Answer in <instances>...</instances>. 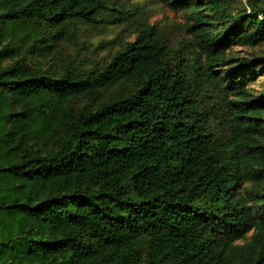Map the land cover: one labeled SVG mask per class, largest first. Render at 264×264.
<instances>
[{
	"label": "trees",
	"instance_id": "trees-1",
	"mask_svg": "<svg viewBox=\"0 0 264 264\" xmlns=\"http://www.w3.org/2000/svg\"><path fill=\"white\" fill-rule=\"evenodd\" d=\"M161 1L182 11L176 44L142 23L107 60L43 69L26 58L132 13L111 0H0V264H264V92L245 74L264 54H232L264 45V0L250 13ZM24 33L31 43L2 64V42Z\"/></svg>",
	"mask_w": 264,
	"mask_h": 264
},
{
	"label": "rangeland",
	"instance_id": "rangeland-1",
	"mask_svg": "<svg viewBox=\"0 0 264 264\" xmlns=\"http://www.w3.org/2000/svg\"><path fill=\"white\" fill-rule=\"evenodd\" d=\"M112 2H119L125 6L127 10L132 13L131 18L120 25L105 26V25H78L77 39L73 42H62L53 51L52 55L46 59H38L36 57H27L26 62L43 69H55L63 61L70 57L74 60L76 66L80 68H89L95 62L107 60L108 55L118 49L117 44L124 41H132L134 34L130 35L131 31L138 24L153 25L157 31L161 33L167 40V45L176 44L182 37H184V19L181 10H174L165 2L161 0H111ZM259 4H251L250 0H231L230 7L234 12L246 11L250 13L254 6ZM7 43L8 47L3 54L1 60L2 64L11 63L18 50L31 43V39L26 33L14 38L10 41L5 39L2 44ZM232 54L236 58L248 57L254 58L258 55L264 54V45L255 46L253 48L234 46L232 47ZM227 69L223 70V74ZM249 79L248 89L252 95H257L264 92V65L260 64L258 72L254 74L245 72ZM221 77V75H220ZM222 100L221 94L216 90L208 89L205 93L204 102L212 112H221L220 102ZM86 103L83 101H71L69 108L80 110ZM214 127V122L212 123ZM59 136V133H56ZM36 145V141H33ZM45 149H51L50 144L46 143ZM241 185L240 188H243ZM249 234L247 235V237ZM144 244L141 245V249Z\"/></svg>",
	"mask_w": 264,
	"mask_h": 264
}]
</instances>
